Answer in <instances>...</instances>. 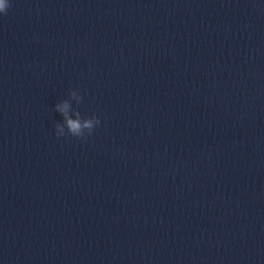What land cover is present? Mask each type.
I'll use <instances>...</instances> for the list:
<instances>
[{
  "label": "clouds",
  "instance_id": "9594fccd",
  "mask_svg": "<svg viewBox=\"0 0 264 264\" xmlns=\"http://www.w3.org/2000/svg\"><path fill=\"white\" fill-rule=\"evenodd\" d=\"M11 7L10 0H0V15H7L8 10ZM72 96H77V91H70ZM80 101L82 97H77ZM69 105L67 101L62 104L56 105V111L59 112L63 117V122H57L55 127V134L57 137L70 135L77 139L86 140L88 136L93 133V130L101 123L99 118L95 115L88 117H81L79 111H75V119H73L68 112ZM67 130V132L65 131Z\"/></svg>",
  "mask_w": 264,
  "mask_h": 264
}]
</instances>
